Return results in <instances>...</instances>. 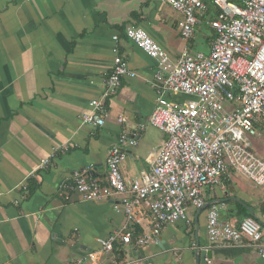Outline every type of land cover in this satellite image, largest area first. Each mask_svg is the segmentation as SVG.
Returning a JSON list of instances; mask_svg holds the SVG:
<instances>
[{"label": "crops", "instance_id": "1", "mask_svg": "<svg viewBox=\"0 0 264 264\" xmlns=\"http://www.w3.org/2000/svg\"><path fill=\"white\" fill-rule=\"evenodd\" d=\"M182 18L158 0H0V264H68L81 257L87 258L84 264H264L245 240L208 244L211 202L223 204L221 220L252 216L264 234V187L236 172L205 188L207 205L189 208L188 222L166 224L159 243L137 247L118 239L110 252L98 240L130 227L113 207L117 198L88 202L61 188L89 166L91 176L105 180L110 147L142 122L146 128L137 145L127 148L120 171L131 181L150 169L167 139L148 124L156 62L126 39L124 30L145 29L178 58L184 48L197 51L200 33L198 27L193 38L183 39ZM116 54L136 75L123 77L106 100L102 126L85 124L81 115L101 96ZM119 116L126 122L118 123ZM256 124L251 149L264 159V123ZM45 158L50 162L43 166ZM204 249L211 254L197 263L196 252Z\"/></svg>", "mask_w": 264, "mask_h": 264}, {"label": "built area", "instance_id": "2", "mask_svg": "<svg viewBox=\"0 0 264 264\" xmlns=\"http://www.w3.org/2000/svg\"><path fill=\"white\" fill-rule=\"evenodd\" d=\"M158 1L182 14L183 39L193 38L203 23L213 31L214 38L207 52L184 48L178 58H173L145 29L125 28L126 39L156 62L151 80L156 100L148 124L166 133L167 139L157 150L150 169L126 181L120 164L127 157V148L137 145L146 128L142 122L130 135L121 133L110 147L105 180L91 176L89 166L61 184V188L79 193L88 202L117 198L113 207L124 213L130 227L98 240L105 252L112 251L118 239L137 247L159 243L163 227L188 222L189 208L199 210L207 205L205 188L220 184L229 171L264 187V160L252 151L250 141L256 134L255 122L264 123V0ZM209 6L216 13H208ZM127 75L136 74L116 54L101 96L91 100L92 111L81 115L83 123L103 125L105 102ZM117 121L123 124L126 119L119 116ZM49 162L45 158L42 165ZM207 206L209 247L245 240L264 258L259 220L246 216L239 222L224 221L219 213L222 203ZM86 259L81 257L68 264H84Z\"/></svg>", "mask_w": 264, "mask_h": 264}, {"label": "rangeland", "instance_id": "3", "mask_svg": "<svg viewBox=\"0 0 264 264\" xmlns=\"http://www.w3.org/2000/svg\"><path fill=\"white\" fill-rule=\"evenodd\" d=\"M199 31L200 33L198 34L197 38L195 39V44H194V47L193 49H196L197 51H202V52H205V50L207 49L206 48V41H204V37L205 38H209L210 34L212 33V30L207 26L205 25L204 23L199 26ZM208 40V39H207ZM152 126V125H151ZM154 127V126H153ZM156 128V127H155ZM255 130H256V135L258 134L257 131L258 128H257V124L254 126ZM158 129V128H157ZM161 131V130H160ZM255 135V136H256ZM254 135L251 136L250 138V141L252 138L255 137ZM257 155V154H256ZM260 157V156H259ZM261 159H263L261 157ZM264 160V159H263ZM216 186V185H215Z\"/></svg>", "mask_w": 264, "mask_h": 264}, {"label": "water", "instance_id": "4", "mask_svg": "<svg viewBox=\"0 0 264 264\" xmlns=\"http://www.w3.org/2000/svg\"><path fill=\"white\" fill-rule=\"evenodd\" d=\"M210 254H211V251L206 250V249L201 250L199 254L196 252V260H197V263H203L205 261V257L206 256L209 257Z\"/></svg>", "mask_w": 264, "mask_h": 264}, {"label": "trees", "instance_id": "5", "mask_svg": "<svg viewBox=\"0 0 264 264\" xmlns=\"http://www.w3.org/2000/svg\"><path fill=\"white\" fill-rule=\"evenodd\" d=\"M216 11H217V10H216L214 7H212V6H209V8H208V13H209V12L216 13ZM213 38H214V33H213V31H212V33L210 34V36H209V39H208V40L212 41V40H213ZM136 229H137V232H139V228H138V227H136Z\"/></svg>", "mask_w": 264, "mask_h": 264}]
</instances>
